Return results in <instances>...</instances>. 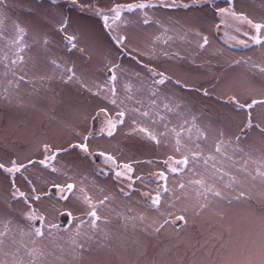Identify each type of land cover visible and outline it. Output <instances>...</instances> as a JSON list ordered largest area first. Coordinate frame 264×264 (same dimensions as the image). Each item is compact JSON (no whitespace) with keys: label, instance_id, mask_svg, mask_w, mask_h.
<instances>
[{"label":"rangeland","instance_id":"rangeland-1","mask_svg":"<svg viewBox=\"0 0 264 264\" xmlns=\"http://www.w3.org/2000/svg\"><path fill=\"white\" fill-rule=\"evenodd\" d=\"M131 0H77L73 5L71 0H9L7 9L11 26L13 19L19 22L28 31L27 40H41L47 35L50 45L47 51L42 47H31L24 55L26 64L19 74L26 75V80L32 83H21L19 90L8 94L4 92L11 75L5 76L3 64H0V162L8 163L13 158L26 161V158L39 159L42 143H49L54 147H66L69 142L78 141L82 135H88L91 117L105 104L100 97L81 88L76 83H63L58 77L59 72L51 66L50 58L61 63L69 62L76 66L77 75L89 86L94 83H103L107 79V65L109 62H119L129 72H141L147 77V72L134 61L127 51L138 49L140 52L150 50L155 36L161 35L158 25L141 26L139 16L127 14L132 21L122 26L120 31L128 36L127 50L124 54L114 46L101 19L89 8L81 10L79 5H98L107 10L114 3H128ZM182 3H191V0H181ZM227 6L225 0H209L208 5L193 6L190 8H156L150 10V15L160 21V24L175 29L168 35L173 39L167 45L169 51L180 52L184 59L149 60L147 57H138L144 63L154 65L158 70L166 72L175 79H180L195 88L214 89L210 97L200 92H190L186 89L169 84L165 95L175 96L176 99L186 101L193 112L200 116L198 121L201 128L210 123L212 128L223 127L226 139L235 140V134L240 133L247 121V111H234L233 106L226 103L229 96H237L241 102H250L251 99L264 98V75L252 68V64L264 65V48L252 45L249 48L225 44V32L240 36L233 29L221 25V37L215 36L220 17L213 12L214 6ZM237 11L243 12L254 21L264 20V0H234ZM67 17L70 22L69 32H76L80 37L79 46L85 48V54L76 50L69 52L65 47L61 33L56 29L62 20ZM235 24V22L230 21ZM242 30L246 25H240ZM192 29L209 36L210 46L206 50H198L195 44L184 42L180 37L183 32ZM3 45L0 43V48ZM161 47H164L161 45ZM2 54V53H0ZM136 55V53H133ZM245 60L248 63L234 64L235 60ZM44 78L42 81L41 78ZM51 77V79H48ZM123 81L118 83V87ZM139 85V81L133 80ZM7 96V99H5ZM121 96L123 93L121 92ZM216 97H221L217 100ZM253 125L259 124L264 128V107L256 106L252 110ZM172 123H178L176 117H171ZM102 128L106 126L105 119ZM131 119H126L123 127L118 128L112 137L103 132L102 138H89L93 150L111 152L122 162L134 165L136 175L145 177V184L136 182L130 198L122 197L118 191V184L113 177L97 175L98 167H105L103 157L96 163L90 156L79 150L61 153L56 165L69 175L88 176L89 181H95V187L86 182L89 193L95 200L104 195L114 197L108 207L99 209L102 217H107L108 224H101L107 232L97 233L95 238L85 244L84 253L73 251L69 235L74 231L76 224L81 222L74 217L86 215L83 205L76 197L68 193V199H61V193L56 189V195L48 193L51 183H66L63 175L50 174L39 165L29 166L25 175L33 180L38 192L42 195L36 206L41 209L49 220L58 224L60 213H70L67 226L58 229L59 237L55 243L44 241V246L51 255L46 264H218L225 255L229 242L234 246L250 232L259 230L260 209L264 208V185L256 181L253 186L246 188L249 199L233 200L223 203H213L201 215H195L191 210L195 204V194L185 190L187 199L174 200L170 195L162 197L161 209L177 215H185L187 223L180 225L169 224L159 233H155L147 225L152 221H159L160 214L147 206L140 193L156 187V181H149L152 172H159L164 168L163 160L171 154V147L157 146L143 135L132 133ZM100 132H102L100 130ZM80 133L81 135H77ZM239 146L245 152L253 153V159L264 156V135L256 127L247 128L241 135ZM207 152L211 141L204 146ZM240 159V156H237ZM152 160L153 164L145 161ZM139 162V163H136ZM226 167H228L226 165ZM249 170L256 165L249 163ZM190 174H185V179ZM179 177L169 174L167 186L175 188V181ZM17 184L21 190L28 191L29 186L17 174ZM159 183H163L160 181ZM104 189L101 192L99 189ZM11 179L0 170V207L12 202L10 197ZM176 196L181 192L176 190ZM237 195L232 192L230 196ZM13 203L17 215L24 205ZM150 203V201L148 202ZM171 204L172 207H168ZM189 208L188 212H184ZM129 209L132 211L129 212ZM118 213L127 216H138L143 213L147 219L141 223L135 221L124 225ZM86 219L83 226L87 227ZM59 244L64 251L56 247Z\"/></svg>","mask_w":264,"mask_h":264},{"label":"snow or ice","instance_id":"snow-or-ice-1","mask_svg":"<svg viewBox=\"0 0 264 264\" xmlns=\"http://www.w3.org/2000/svg\"><path fill=\"white\" fill-rule=\"evenodd\" d=\"M225 2L227 6L213 7L215 15L220 17L216 25L217 29L224 25L226 28L233 29L235 33H240L246 39L226 31L224 43L244 48L252 45L264 48V20L257 22L245 13L237 11L234 0H225ZM71 3L76 5L77 0H71ZM208 4L209 0H191V3H182L181 0H131L128 3H114L107 10L98 5H79L81 10L84 8L93 10L95 15L101 19L103 27L121 54L127 50L128 36L122 34L120 29L132 23L127 19V14L139 16L138 23L141 26L155 24L161 28L162 34L153 38L149 51L140 52L138 49L127 51V54L147 72V77H144L141 72H129L119 62H109L107 79L103 83L97 82L94 86H89L77 75L74 64L61 63L55 58L49 60L53 69L59 72L58 78L63 83H76L105 101L96 116L105 117L106 126L101 131L105 132L108 137H112L118 126L125 124L126 119H131L132 133L143 135L157 146L171 147V154L163 160L164 168L148 177L150 182H157L156 187L140 193L146 198L147 206L155 209L161 216L159 221L154 220L147 225V228H151L155 233H159L169 224H175L176 220L187 223L185 215L181 214L173 218V213L165 214V211L161 209L162 197L165 195H170L174 200L187 199L185 193L187 189L195 194V204L191 210L195 215H201L213 203L228 201L231 204L233 200L249 199L246 196V188L253 186L256 181L264 185V156L253 159V153L245 152L239 146L241 135L247 128L256 127L260 134L264 135V128L259 124L253 125L251 112L256 106L264 107V98L241 102L235 95L227 97L225 102L232 105L234 111H247V121L239 134L234 133V141L226 139L223 127L212 128L210 123L206 128H201L198 123L201 117L193 112L186 101L165 95L169 84L190 92H200L205 97H210L214 89L195 88L180 79L173 80L166 72L138 58L147 57L149 60H154L162 56L166 59H184L180 52L169 51L166 47L173 39L168 33L175 29L160 24L159 20L150 15V10L156 8L187 9ZM9 7V0H0V43L3 45L0 48V53H2L0 64H3L5 69L4 75L12 77L7 81L4 92L12 94L19 90L21 83H32L26 80V75L19 74L26 64L24 53L31 47L37 46L42 47L46 52L51 41L45 35L42 41L33 39L29 43L28 31L17 19H13L9 27L7 24L10 19L7 13ZM240 25H246L249 30H242ZM69 27V19L64 17L56 29L63 34L65 47L69 52L76 50L85 54V48L79 46L80 37L76 32H69ZM180 38L186 43L195 44V47L201 51L210 46L209 36L198 30L188 29ZM241 63H248V61L243 59L234 61L237 65ZM252 68L264 75V65L252 64ZM41 80L43 81L44 78L42 77ZM133 80L139 81V85L133 84ZM120 81L123 83L118 87ZM216 99L220 100L221 97H216ZM171 117H176L178 123L173 124ZM77 135L81 134L77 133ZM210 141L212 147L206 152L203 146ZM70 149L79 150L88 156L94 155L89 144V136L82 135L78 141L69 142L66 147H54L49 143H42V158L40 159L26 158L25 162L13 158L8 163L0 162V170L11 179V201L24 205L19 215L12 202L0 207V264H46V259L51 252L44 246V241L55 243L56 239L61 238L58 233L59 225L49 220L45 213L36 206L37 202L41 201L42 195L48 193L38 192L33 180L24 174L29 166L39 165L50 170V174L65 176L68 181L66 183L61 184L56 181H49V183L52 188L59 190L61 199L67 200V194L71 193L83 205L89 219L86 228L83 226L84 222L81 221L76 224L74 231L69 235L73 251L79 250L82 255L86 251L85 244L92 241L97 233H103L107 238V232L101 224L106 225L110 221L107 217L101 216L99 209L108 207L114 197L104 195L102 199L95 200L85 187L86 182H90L95 187V181H89L86 175H69L68 171L56 165L60 153H66ZM98 155L103 157L106 168L98 167L96 174L106 177L111 175L118 184V191L122 197H131L137 181L145 184V177L135 174L133 163L122 162L107 151H100ZM238 155L240 159H237ZM145 162L154 163L152 160ZM249 163L256 165L254 170H249ZM186 173L190 174L187 179H185ZM17 174L29 186L28 191L21 190L18 186ZM169 174H176L179 177L175 181V188L167 186ZM160 181L163 183H159ZM148 186L145 184V187ZM99 190L104 191L102 188ZM176 190L181 192V196L175 195ZM232 192H236L237 195L230 196ZM168 207L172 205L169 204ZM131 211L129 209V212ZM183 211L188 212L189 208ZM118 215L125 226L132 223L135 227V221L139 220L143 223L147 219L143 213L138 216H127L123 213H118ZM260 217L258 231L246 234L234 246L231 242L227 246L222 245L225 255L218 261V264H264V208L260 209ZM78 219L74 217V220ZM56 247L61 252L64 251L59 244H56Z\"/></svg>","mask_w":264,"mask_h":264},{"label":"flooded vegetation","instance_id":"flooded-vegetation-1","mask_svg":"<svg viewBox=\"0 0 264 264\" xmlns=\"http://www.w3.org/2000/svg\"><path fill=\"white\" fill-rule=\"evenodd\" d=\"M99 111V110H98ZM98 111H96L95 112V114L98 112ZM94 114V115H95ZM92 116L91 117V119H90V121H89V131H88V136H89V138H102V135H103V132H100V130L102 129V123H103V121H104V119H105V117L103 116V115H101V116H99V117H95V116ZM92 121H94V124H95V127H92ZM120 127H123V125H121V126H118V128H120ZM93 130V131H92ZM118 130V129H117ZM117 132V131H116ZM115 132V133H116ZM69 151H71V149L69 150ZM80 152V151H79ZM100 151H98V150H93V153H94V155H97V159H98V161L96 162L95 161V159H94V155H91L90 157H91V159H93L94 160V162H96V163H99L100 162V157L101 156H99L98 155V153H99ZM64 153V152H63ZM81 154H83V152H80ZM61 154V153H60ZM42 158V157H41ZM34 159V158H33ZM40 159V158H39ZM26 162V161H25ZM164 166V165H163ZM153 173H155V172H152L151 174H153ZM50 188V187H49ZM11 191V190H10ZM57 193H56V189H55V194L54 195H56ZM142 197V196H141ZM68 219H69V215H68Z\"/></svg>","mask_w":264,"mask_h":264},{"label":"water","instance_id":"water-1","mask_svg":"<svg viewBox=\"0 0 264 264\" xmlns=\"http://www.w3.org/2000/svg\"><path fill=\"white\" fill-rule=\"evenodd\" d=\"M220 29H221V26H220L219 29H217L215 36L221 37ZM94 116L97 117L96 114ZM92 127H95L94 121H92ZM246 132H247V129L244 130V133H246ZM94 159H95L96 162L98 161L97 155H94ZM48 193L55 194V189L52 188V186H51L48 189ZM142 199L146 201V198L142 197ZM77 217L79 218L78 221H85V219H86V215H79ZM67 221H68V214L63 211V213L59 214L58 225L60 227H64V226L66 227L67 226ZM180 224H181V221L180 220H176L175 225H180Z\"/></svg>","mask_w":264,"mask_h":264},{"label":"bare ground","instance_id":"bare-ground-1","mask_svg":"<svg viewBox=\"0 0 264 264\" xmlns=\"http://www.w3.org/2000/svg\"><path fill=\"white\" fill-rule=\"evenodd\" d=\"M68 223V222H67Z\"/></svg>","mask_w":264,"mask_h":264}]
</instances>
